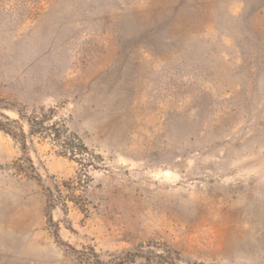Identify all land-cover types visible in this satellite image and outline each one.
Segmentation results:
<instances>
[{"label": "rangeland", "instance_id": "1", "mask_svg": "<svg viewBox=\"0 0 264 264\" xmlns=\"http://www.w3.org/2000/svg\"><path fill=\"white\" fill-rule=\"evenodd\" d=\"M0 120V264H264V0H0Z\"/></svg>", "mask_w": 264, "mask_h": 264}, {"label": "trees", "instance_id": "2", "mask_svg": "<svg viewBox=\"0 0 264 264\" xmlns=\"http://www.w3.org/2000/svg\"><path fill=\"white\" fill-rule=\"evenodd\" d=\"M15 123V129L17 132H14L12 129L7 128L1 120L0 129L10 133L12 136L23 137L24 133L22 131L21 125L16 120ZM26 162L32 171V174L29 175L35 180L40 181L41 179L39 175L33 172L32 164L28 157H26ZM43 191L45 197L46 222L48 226L53 227L51 231L56 241L63 245V242L59 238L56 226L54 225L52 216L50 214V209L54 205V200L52 198L51 191L46 186H43ZM64 245L69 251H72L76 258L81 260L84 264H136V262L138 261H144L147 264H179L180 262L179 253L175 249L169 247L163 242H157L152 240L140 242L133 248L122 251L108 259L100 258V256L93 250L77 251L72 246H70V244L65 243Z\"/></svg>", "mask_w": 264, "mask_h": 264}]
</instances>
